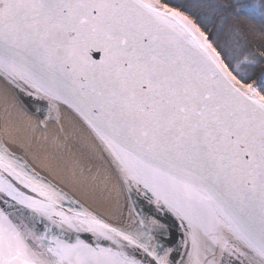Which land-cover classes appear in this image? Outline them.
I'll return each instance as SVG.
<instances>
[{
	"label": "snow or ice",
	"instance_id": "obj_1",
	"mask_svg": "<svg viewBox=\"0 0 264 264\" xmlns=\"http://www.w3.org/2000/svg\"><path fill=\"white\" fill-rule=\"evenodd\" d=\"M229 55L171 0H0L5 112L71 109L123 197L65 209L0 143V264H264V79Z\"/></svg>",
	"mask_w": 264,
	"mask_h": 264
},
{
	"label": "bare ground",
	"instance_id": "obj_2",
	"mask_svg": "<svg viewBox=\"0 0 264 264\" xmlns=\"http://www.w3.org/2000/svg\"><path fill=\"white\" fill-rule=\"evenodd\" d=\"M39 120L22 105L10 103L6 113L0 93V136L27 169L38 180L67 192L79 202L78 208L116 221L117 201L123 206L120 186L91 130L66 107L58 123L49 120L44 128L37 126Z\"/></svg>",
	"mask_w": 264,
	"mask_h": 264
},
{
	"label": "trees",
	"instance_id": "obj_3",
	"mask_svg": "<svg viewBox=\"0 0 264 264\" xmlns=\"http://www.w3.org/2000/svg\"><path fill=\"white\" fill-rule=\"evenodd\" d=\"M262 4L264 0H171V6L181 7L198 18L218 50L230 54V66L245 57L256 61L241 66L242 74L251 77L247 82L264 79V58L258 55L264 51Z\"/></svg>",
	"mask_w": 264,
	"mask_h": 264
},
{
	"label": "water",
	"instance_id": "obj_4",
	"mask_svg": "<svg viewBox=\"0 0 264 264\" xmlns=\"http://www.w3.org/2000/svg\"><path fill=\"white\" fill-rule=\"evenodd\" d=\"M22 98H23V100L25 101V103H24V105H22V107H23L24 109H26L30 114L35 115V116L38 117L40 120L44 119V116H47V115H48V113H47L46 110H45V112H44V116H41L39 113H36V112L32 109V105H33L35 102L32 101V100H30V99H29L28 97H26V96H24V97H22ZM69 110L72 111L71 109H69ZM72 112H73V111H72ZM73 113H74V112H73ZM74 114H75V113H74ZM52 115H53V119H50V120H54L55 113H53ZM75 115H76V114H75ZM86 126H87V125H86ZM41 127H44V126L41 125ZM44 128H45V127H44ZM0 143H4V141L2 140V137H1V136H0ZM26 170L29 171L28 169H26ZM29 174L32 175V172L29 171ZM34 180H35V182H36L37 184H41V185H43V184H47L45 181H40V180H38L35 176H34ZM47 185H49V184H47ZM17 186L20 188L21 191L25 192L26 195L34 196V197L37 198V199H41V197H40L37 193H33V192L31 191V189H29V188H25L23 185H19L18 182H17ZM0 206H2V205H0ZM17 207L20 208L21 206L17 205ZM64 207H65V209H67L68 207L78 208L75 204H69L67 201H65V203H64ZM80 209H82V208L80 207ZM21 212H22L25 216L29 217V219L31 218L32 213L30 212V210L25 209V208H21ZM37 219H39V217H37ZM24 222H25V223H28V220H25ZM38 226H39V225H38ZM55 231L59 234V230H58V229L55 230ZM69 235L71 236L72 234H69Z\"/></svg>",
	"mask_w": 264,
	"mask_h": 264
}]
</instances>
